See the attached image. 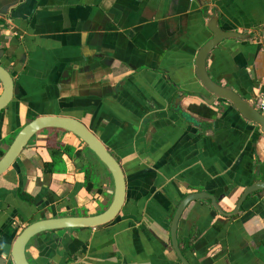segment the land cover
I'll return each mask as SVG.
<instances>
[{"label":"crops","instance_id":"0c3cea01","mask_svg":"<svg viewBox=\"0 0 264 264\" xmlns=\"http://www.w3.org/2000/svg\"><path fill=\"white\" fill-rule=\"evenodd\" d=\"M209 3V5H206ZM219 16L226 39L208 56L218 85L252 105L264 94V0H0V64L15 96L0 113V152L41 116L79 120L126 178V201L110 224L43 233L31 264H182L171 223L182 200L204 192L232 213L264 182V134L230 103L210 98L196 58ZM2 86L0 83V94ZM113 178L74 134H37L0 176V264L29 225L105 212ZM189 264H264V190L227 217L211 200L191 202L178 223Z\"/></svg>","mask_w":264,"mask_h":264},{"label":"water","instance_id":"95a60500","mask_svg":"<svg viewBox=\"0 0 264 264\" xmlns=\"http://www.w3.org/2000/svg\"><path fill=\"white\" fill-rule=\"evenodd\" d=\"M198 1L199 0H197V2ZM206 5H209V3H206ZM208 19H210L208 29L213 34V37L201 48L197 55L195 64L197 69L196 76L198 80L201 82L205 90L212 96L208 98L201 94L199 97L209 105H213L217 100L230 103L237 111H239L245 120L258 125L264 134V116L258 111L257 106L250 104L248 100L243 99L232 90L218 85L211 79L207 72L208 56L220 43L226 39H249L250 36L236 32L224 31L219 25V16L216 14L209 15ZM259 31L261 32V35L264 36V29H260ZM0 83L2 86V92L0 94L1 113L10 106L15 96L14 78L6 67L1 64ZM48 129H58L70 132L86 144L87 148L101 162V164L105 166L113 178L115 188L113 201L105 212L96 216L58 217L39 220L29 225L23 230L13 246L11 252L12 264H31L27 259L26 249L35 237L43 233L53 231L98 228L108 225L119 216L126 201V178L120 163L103 144V142L91 130H89L85 124L70 117L41 116L33 119L26 126H24L14 138L9 149L0 159V176L5 174L11 168L37 134ZM262 190H264V182L258 180L255 184L245 190L237 202L233 212L228 214L224 213L219 208L217 199L214 196L204 192L186 196L179 204L171 223L172 246L181 263L189 264L179 248L177 229L182 213L191 202L211 200L214 208L222 215L234 217L240 212L243 204L250 195ZM2 264H7V262L4 260Z\"/></svg>","mask_w":264,"mask_h":264},{"label":"built area","instance_id":"2783aa9c","mask_svg":"<svg viewBox=\"0 0 264 264\" xmlns=\"http://www.w3.org/2000/svg\"><path fill=\"white\" fill-rule=\"evenodd\" d=\"M258 111L264 116V94L261 96L257 105Z\"/></svg>","mask_w":264,"mask_h":264},{"label":"trees","instance_id":"16d2710c","mask_svg":"<svg viewBox=\"0 0 264 264\" xmlns=\"http://www.w3.org/2000/svg\"><path fill=\"white\" fill-rule=\"evenodd\" d=\"M3 156V153L2 152H0V159H1V157Z\"/></svg>","mask_w":264,"mask_h":264},{"label":"rangeland","instance_id":"374dc122","mask_svg":"<svg viewBox=\"0 0 264 264\" xmlns=\"http://www.w3.org/2000/svg\"><path fill=\"white\" fill-rule=\"evenodd\" d=\"M103 165V164H102ZM104 166V165H103ZM105 167V166H104Z\"/></svg>","mask_w":264,"mask_h":264}]
</instances>
